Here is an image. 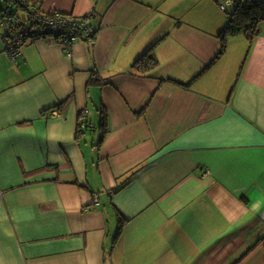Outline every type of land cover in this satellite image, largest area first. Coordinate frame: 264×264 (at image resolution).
Wrapping results in <instances>:
<instances>
[{
    "label": "crops",
    "instance_id": "obj_1",
    "mask_svg": "<svg viewBox=\"0 0 264 264\" xmlns=\"http://www.w3.org/2000/svg\"><path fill=\"white\" fill-rule=\"evenodd\" d=\"M222 1L30 0L91 14L72 55L0 30V264H264V21L220 53Z\"/></svg>",
    "mask_w": 264,
    "mask_h": 264
},
{
    "label": "trees",
    "instance_id": "obj_2",
    "mask_svg": "<svg viewBox=\"0 0 264 264\" xmlns=\"http://www.w3.org/2000/svg\"><path fill=\"white\" fill-rule=\"evenodd\" d=\"M34 7L39 6L35 3H31L30 0H0V30L2 37L6 40V42L13 36L15 32L20 30L21 24L23 23L21 21H27L30 25L35 26L34 21L31 18L32 8ZM225 12L227 13V22L224 28L219 32L222 46L220 53L224 52L228 45L229 37L233 35L245 34L250 41V45H252L254 39L259 35L261 24L264 21V0H235L233 7ZM72 16L76 22H79V27L76 33L79 35L83 34V24L87 20L90 21L91 14H87L84 17H76L74 15ZM18 19H20V21H17ZM93 29L95 33V27H93ZM48 36L50 35H44L39 38ZM34 40L36 39H28L26 42ZM22 45L20 46V51ZM139 62L141 63V66H144V68L146 67L147 69H151L158 63V60L155 53L151 51L144 56H140L138 59V63ZM100 80L101 79L99 76L92 77V81ZM101 126L103 129L101 134L103 136L104 133H106L107 128L104 114L102 115ZM83 130L84 129L80 122L78 133L81 134Z\"/></svg>",
    "mask_w": 264,
    "mask_h": 264
},
{
    "label": "built area",
    "instance_id": "obj_3",
    "mask_svg": "<svg viewBox=\"0 0 264 264\" xmlns=\"http://www.w3.org/2000/svg\"><path fill=\"white\" fill-rule=\"evenodd\" d=\"M235 4V0H223L219 3L223 11L230 10ZM31 18L34 25H30L27 21L21 24L20 30L15 32L13 36L8 39L7 50L11 58L15 59L20 53V46L28 39H37L44 35H50L55 42L62 45L68 55H72L73 44L82 38L91 40L94 37V29L92 23L87 20L83 24L84 33L79 35L76 33L79 27V22H76L74 17L70 14L59 11L46 12L40 7L32 8ZM30 19V18H29ZM17 21H20L18 19ZM51 115H58V110H52ZM84 121L82 125H84Z\"/></svg>",
    "mask_w": 264,
    "mask_h": 264
},
{
    "label": "rangeland",
    "instance_id": "obj_4",
    "mask_svg": "<svg viewBox=\"0 0 264 264\" xmlns=\"http://www.w3.org/2000/svg\"><path fill=\"white\" fill-rule=\"evenodd\" d=\"M222 11V10H221ZM223 12V15H224V17L226 18V20H227V13L225 12V11H222ZM264 27V25L262 24V28ZM247 44H250V42H249V39L247 40ZM230 46V45H229ZM97 140H98V138H97Z\"/></svg>",
    "mask_w": 264,
    "mask_h": 264
},
{
    "label": "bare ground",
    "instance_id": "obj_5",
    "mask_svg": "<svg viewBox=\"0 0 264 264\" xmlns=\"http://www.w3.org/2000/svg\"><path fill=\"white\" fill-rule=\"evenodd\" d=\"M52 12V11H51ZM82 39H85V38H82ZM89 40V39H88ZM54 110V109H53ZM56 110V109H55ZM82 125V124H81ZM83 126V125H82Z\"/></svg>",
    "mask_w": 264,
    "mask_h": 264
}]
</instances>
